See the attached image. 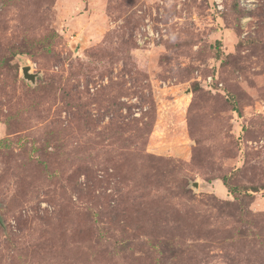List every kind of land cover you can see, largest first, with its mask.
Masks as SVG:
<instances>
[{
	"label": "rangeland",
	"instance_id": "1",
	"mask_svg": "<svg viewBox=\"0 0 264 264\" xmlns=\"http://www.w3.org/2000/svg\"><path fill=\"white\" fill-rule=\"evenodd\" d=\"M0 264H264V0H0Z\"/></svg>",
	"mask_w": 264,
	"mask_h": 264
},
{
	"label": "water",
	"instance_id": "2",
	"mask_svg": "<svg viewBox=\"0 0 264 264\" xmlns=\"http://www.w3.org/2000/svg\"><path fill=\"white\" fill-rule=\"evenodd\" d=\"M22 74H23V77L26 80H29V81L35 83L36 78H37V74H34L32 72L31 66H25V67H23L22 68ZM195 186H196V188H198V184L197 183H195Z\"/></svg>",
	"mask_w": 264,
	"mask_h": 264
},
{
	"label": "trees",
	"instance_id": "3",
	"mask_svg": "<svg viewBox=\"0 0 264 264\" xmlns=\"http://www.w3.org/2000/svg\"><path fill=\"white\" fill-rule=\"evenodd\" d=\"M223 183L225 184V186H227V185H226V181H225L224 179H223Z\"/></svg>",
	"mask_w": 264,
	"mask_h": 264
}]
</instances>
